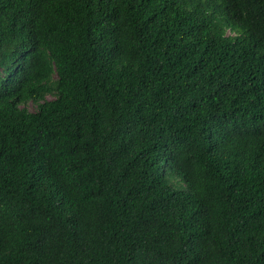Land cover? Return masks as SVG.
<instances>
[{"label":"trees","instance_id":"1","mask_svg":"<svg viewBox=\"0 0 264 264\" xmlns=\"http://www.w3.org/2000/svg\"><path fill=\"white\" fill-rule=\"evenodd\" d=\"M0 264H264V0H0Z\"/></svg>","mask_w":264,"mask_h":264},{"label":"rangeland","instance_id":"2","mask_svg":"<svg viewBox=\"0 0 264 264\" xmlns=\"http://www.w3.org/2000/svg\"><path fill=\"white\" fill-rule=\"evenodd\" d=\"M28 107H29L30 109H32V108H33V105H32V104H28Z\"/></svg>","mask_w":264,"mask_h":264}]
</instances>
